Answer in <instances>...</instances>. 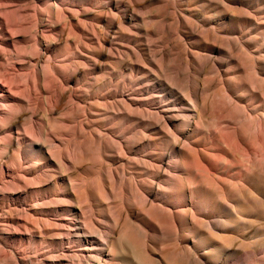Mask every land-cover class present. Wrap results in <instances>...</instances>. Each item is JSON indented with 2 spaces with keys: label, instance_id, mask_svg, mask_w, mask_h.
<instances>
[{
  "label": "rangeland",
  "instance_id": "obj_1",
  "mask_svg": "<svg viewBox=\"0 0 264 264\" xmlns=\"http://www.w3.org/2000/svg\"><path fill=\"white\" fill-rule=\"evenodd\" d=\"M100 259L264 264V0H0V264Z\"/></svg>",
  "mask_w": 264,
  "mask_h": 264
},
{
  "label": "bare ground",
  "instance_id": "obj_2",
  "mask_svg": "<svg viewBox=\"0 0 264 264\" xmlns=\"http://www.w3.org/2000/svg\"><path fill=\"white\" fill-rule=\"evenodd\" d=\"M1 21L3 22V24H6V21H5L3 18H1ZM201 170H203V169H201ZM203 171L205 172V174H203L202 176H204L206 179H209V177H208V175H207L208 172L205 171V170H203ZM83 256H84V255H83ZM69 263H70V264H73L74 262L71 261V262H69ZM98 263H99V264H103V263H106V262L100 259V260L98 261Z\"/></svg>",
  "mask_w": 264,
  "mask_h": 264
}]
</instances>
